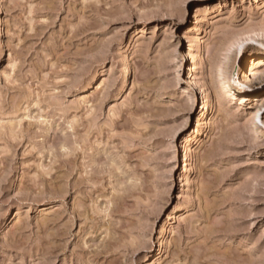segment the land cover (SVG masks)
<instances>
[{"label":"rangeland","instance_id":"1","mask_svg":"<svg viewBox=\"0 0 264 264\" xmlns=\"http://www.w3.org/2000/svg\"><path fill=\"white\" fill-rule=\"evenodd\" d=\"M0 264H264V0H0Z\"/></svg>","mask_w":264,"mask_h":264},{"label":"bare ground","instance_id":"2","mask_svg":"<svg viewBox=\"0 0 264 264\" xmlns=\"http://www.w3.org/2000/svg\"><path fill=\"white\" fill-rule=\"evenodd\" d=\"M119 72L125 79L128 78L129 72H130V61H129V58L127 56H124L123 59L121 60V63L119 65ZM223 77L225 79V82H232L233 87H235L234 92L231 95L232 102H235L234 100H236V98L238 97V96H236V98H235V94H236L237 90L238 89L244 90L243 93L241 94V97L239 98V100H237L240 102L241 99L243 98V94L250 90L251 85L248 83V81L243 80L242 78L238 77L237 75L235 76L234 73L223 71Z\"/></svg>","mask_w":264,"mask_h":264}]
</instances>
